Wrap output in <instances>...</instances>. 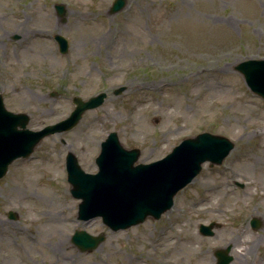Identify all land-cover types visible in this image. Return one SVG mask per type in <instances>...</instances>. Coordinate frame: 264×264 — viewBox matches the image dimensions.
Listing matches in <instances>:
<instances>
[{"label": "rangeland", "instance_id": "374dc122", "mask_svg": "<svg viewBox=\"0 0 264 264\" xmlns=\"http://www.w3.org/2000/svg\"><path fill=\"white\" fill-rule=\"evenodd\" d=\"M111 2L0 0V92L9 110L29 113V128L65 118L74 95L106 93L0 178V264H213L227 246L229 264H256L264 252V100L234 67L264 58V0H126L115 13ZM56 33L69 42L64 54ZM110 131L140 149L136 163L203 131L234 147L221 164L204 162L159 218L112 230L99 216L77 217L65 170L72 151L85 172H96ZM210 221L213 234H201ZM75 230L104 239L81 251Z\"/></svg>", "mask_w": 264, "mask_h": 264}, {"label": "water", "instance_id": "95a60500", "mask_svg": "<svg viewBox=\"0 0 264 264\" xmlns=\"http://www.w3.org/2000/svg\"><path fill=\"white\" fill-rule=\"evenodd\" d=\"M125 1L113 0L110 11L117 12ZM56 9L58 14L64 13L62 5H57ZM55 38L59 50L65 53L67 41L58 34ZM234 68L242 74L250 90L264 99V59H246ZM123 89L124 86H120L113 92L118 94ZM105 97L106 93L102 91L87 100L75 96V107L66 118L40 130H32L26 127L29 116L24 112L7 110L0 94V177L15 158L29 156L44 136L74 127L85 110L99 106ZM232 147L233 142L227 137L205 131L183 139L158 160L134 164L140 150L124 148L116 132L111 131L101 142L95 159L98 166L96 173L84 172L74 153L69 151L66 155L70 193L81 199L78 218L85 220L101 216L102 221L113 230L140 223L148 215L159 218L172 206L176 192L198 174L204 161L209 160L210 165L220 164ZM9 217L15 218L14 213L9 212ZM250 223L254 228L260 225L256 217ZM214 225V222L201 224L200 232L212 235ZM103 239V235H92L84 230H75L71 237L81 251L92 250ZM228 252L229 247L216 250L215 264H228L232 260Z\"/></svg>", "mask_w": 264, "mask_h": 264}, {"label": "flooded vegetation", "instance_id": "af4514ba", "mask_svg": "<svg viewBox=\"0 0 264 264\" xmlns=\"http://www.w3.org/2000/svg\"><path fill=\"white\" fill-rule=\"evenodd\" d=\"M264 252L260 254L258 260L256 261V264H264Z\"/></svg>", "mask_w": 264, "mask_h": 264}, {"label": "bare ground", "instance_id": "6f19581e", "mask_svg": "<svg viewBox=\"0 0 264 264\" xmlns=\"http://www.w3.org/2000/svg\"><path fill=\"white\" fill-rule=\"evenodd\" d=\"M262 194H263V193H262ZM61 238H62V236L60 235V237H59V239H58L59 241L56 243V245H57L58 243L64 242V241H62Z\"/></svg>", "mask_w": 264, "mask_h": 264}]
</instances>
